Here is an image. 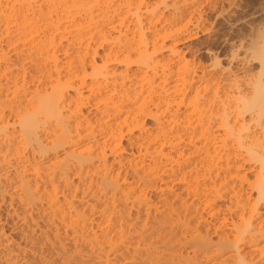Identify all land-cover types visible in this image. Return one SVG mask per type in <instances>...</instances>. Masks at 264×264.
<instances>
[{"label": "bare ground", "instance_id": "bare-ground-1", "mask_svg": "<svg viewBox=\"0 0 264 264\" xmlns=\"http://www.w3.org/2000/svg\"><path fill=\"white\" fill-rule=\"evenodd\" d=\"M232 1L0 0V264H264V23L216 50Z\"/></svg>", "mask_w": 264, "mask_h": 264}, {"label": "rangeland", "instance_id": "rangeland-1", "mask_svg": "<svg viewBox=\"0 0 264 264\" xmlns=\"http://www.w3.org/2000/svg\"><path fill=\"white\" fill-rule=\"evenodd\" d=\"M228 1L231 2V0ZM232 2L234 6L231 5L232 7L228 10L232 9L231 11H233V13L230 11V18L228 17V19L224 21L217 15L220 11V3L217 4V6H220L217 7L218 10L207 12L208 23H211L210 30L212 29L211 31L219 36L221 40V42L219 41L218 43L214 42L213 46L221 53H224L226 50L222 42L227 39V41H231V38H233L232 41H235L238 37L243 36V34H248L250 27L252 28L264 23V0H233ZM222 36L226 39L224 40ZM204 55L205 54H203L202 57ZM203 58L206 57L204 56ZM258 69V67L255 68V70ZM262 78L264 79V69L262 70Z\"/></svg>", "mask_w": 264, "mask_h": 264}]
</instances>
